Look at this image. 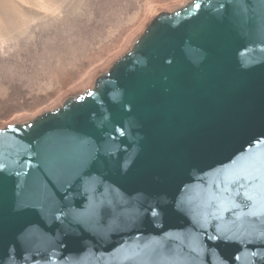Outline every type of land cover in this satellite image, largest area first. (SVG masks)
I'll list each match as a JSON object with an SVG mask.
<instances>
[{"label": "water", "instance_id": "obj_1", "mask_svg": "<svg viewBox=\"0 0 264 264\" xmlns=\"http://www.w3.org/2000/svg\"><path fill=\"white\" fill-rule=\"evenodd\" d=\"M0 264H264V0L161 12L0 128Z\"/></svg>", "mask_w": 264, "mask_h": 264}, {"label": "rangeland", "instance_id": "obj_2", "mask_svg": "<svg viewBox=\"0 0 264 264\" xmlns=\"http://www.w3.org/2000/svg\"><path fill=\"white\" fill-rule=\"evenodd\" d=\"M191 0H0V128L90 90L159 13Z\"/></svg>", "mask_w": 264, "mask_h": 264}, {"label": "trees", "instance_id": "obj_3", "mask_svg": "<svg viewBox=\"0 0 264 264\" xmlns=\"http://www.w3.org/2000/svg\"><path fill=\"white\" fill-rule=\"evenodd\" d=\"M1 126V125H0Z\"/></svg>", "mask_w": 264, "mask_h": 264}]
</instances>
